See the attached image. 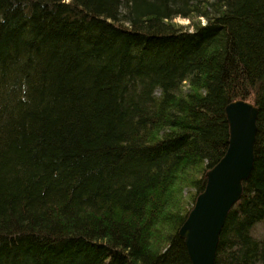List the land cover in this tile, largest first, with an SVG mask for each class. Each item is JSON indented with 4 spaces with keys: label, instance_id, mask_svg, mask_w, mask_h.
<instances>
[{
    "label": "trees",
    "instance_id": "16d2710c",
    "mask_svg": "<svg viewBox=\"0 0 264 264\" xmlns=\"http://www.w3.org/2000/svg\"><path fill=\"white\" fill-rule=\"evenodd\" d=\"M237 100L254 168L215 264H264V0H0V264H191Z\"/></svg>",
    "mask_w": 264,
    "mask_h": 264
},
{
    "label": "water",
    "instance_id": "95a60500",
    "mask_svg": "<svg viewBox=\"0 0 264 264\" xmlns=\"http://www.w3.org/2000/svg\"><path fill=\"white\" fill-rule=\"evenodd\" d=\"M229 147L224 158L207 171L204 191L178 235L191 264H215L221 231L231 209L239 203L242 185L254 168V148L259 111L254 104L237 100L226 106Z\"/></svg>",
    "mask_w": 264,
    "mask_h": 264
},
{
    "label": "rangeland",
    "instance_id": "374dc122",
    "mask_svg": "<svg viewBox=\"0 0 264 264\" xmlns=\"http://www.w3.org/2000/svg\"><path fill=\"white\" fill-rule=\"evenodd\" d=\"M189 22H190V21L185 20V19H182V18H178V19L174 20V23H175L176 25H181V26H183V27H188ZM202 23H204L203 20H202ZM186 192H187V191H186ZM186 192L184 193V195H186ZM253 232H254V236H255L257 239H259V240H261V241H264V223L257 225V226L255 227V229H254Z\"/></svg>",
    "mask_w": 264,
    "mask_h": 264
}]
</instances>
